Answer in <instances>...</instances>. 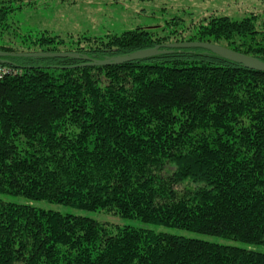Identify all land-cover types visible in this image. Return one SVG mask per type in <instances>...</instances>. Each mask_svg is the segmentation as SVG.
<instances>
[{"label":"trees","instance_id":"16d2710c","mask_svg":"<svg viewBox=\"0 0 264 264\" xmlns=\"http://www.w3.org/2000/svg\"><path fill=\"white\" fill-rule=\"evenodd\" d=\"M27 5L0 0V51L16 55L0 58L8 70L0 78V194L247 247L0 199V264H264L251 248L264 246V72L194 48L84 66V56L171 43L143 29L70 40L63 53L77 58L17 56L65 44L20 31L15 16ZM183 16L167 25L182 38L174 43L208 42L264 62V11L240 20Z\"/></svg>","mask_w":264,"mask_h":264},{"label":"rangeland","instance_id":"374dc122","mask_svg":"<svg viewBox=\"0 0 264 264\" xmlns=\"http://www.w3.org/2000/svg\"><path fill=\"white\" fill-rule=\"evenodd\" d=\"M24 2L29 5L15 16L20 31L38 36L42 33L49 37L58 36L65 41L64 46H59V53H63L65 49H73L68 44L70 40L81 42L82 37L102 39L108 35H120L134 29L147 30L156 38L169 36V42L174 43L176 39L182 38L180 35L171 34L173 26H167L173 17L186 15L187 21L189 18L202 19L208 16L240 20L252 13L260 14L264 11V0H24ZM183 34V37L189 35L188 31ZM88 44L89 42L85 41L80 47L87 48ZM11 46L15 47L12 44ZM39 49L36 47L33 52L37 53ZM0 199L13 203H29L34 207L62 214L86 216L110 227L150 229L157 233L240 248L247 247L246 244L231 239L156 226L136 219H123L106 212H85L44 201L26 202L22 197L8 194H0ZM251 248L264 253L263 245Z\"/></svg>","mask_w":264,"mask_h":264},{"label":"water","instance_id":"95a60500","mask_svg":"<svg viewBox=\"0 0 264 264\" xmlns=\"http://www.w3.org/2000/svg\"><path fill=\"white\" fill-rule=\"evenodd\" d=\"M224 1H238V0H224ZM163 50L159 49V46H156L154 49H147L135 52L127 57H116L111 59H104V60H92L87 58L86 56L83 57L86 60V64L84 66H95V65H109V64H118L130 60L136 59H144L156 54H163L168 52L167 50L173 49H203L206 50L220 58L228 60L233 63H237L243 66L246 69L264 72V62L259 61L253 57L235 52L228 48L222 47L220 45L208 43V42H177V43H168L162 45ZM16 56L14 54L5 53L0 51V58ZM17 56L23 57H30V58H77V54L75 53H31V54H18ZM4 62V60L2 61Z\"/></svg>","mask_w":264,"mask_h":264},{"label":"built area","instance_id":"2783aa9c","mask_svg":"<svg viewBox=\"0 0 264 264\" xmlns=\"http://www.w3.org/2000/svg\"><path fill=\"white\" fill-rule=\"evenodd\" d=\"M5 73H8V70L3 68V67H0V78L2 77V75H4Z\"/></svg>","mask_w":264,"mask_h":264}]
</instances>
